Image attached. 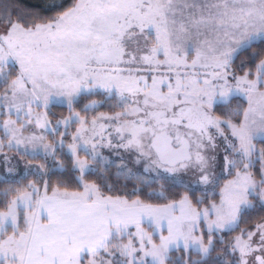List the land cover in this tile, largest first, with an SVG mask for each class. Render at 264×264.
<instances>
[{
  "label": "snow or ice",
  "instance_id": "6c2138e0",
  "mask_svg": "<svg viewBox=\"0 0 264 264\" xmlns=\"http://www.w3.org/2000/svg\"><path fill=\"white\" fill-rule=\"evenodd\" d=\"M0 264H264V0H0Z\"/></svg>",
  "mask_w": 264,
  "mask_h": 264
}]
</instances>
